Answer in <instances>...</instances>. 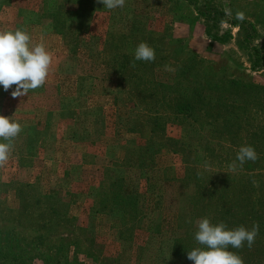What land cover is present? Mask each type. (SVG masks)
Wrapping results in <instances>:
<instances>
[{
    "label": "rangeland",
    "instance_id": "obj_1",
    "mask_svg": "<svg viewBox=\"0 0 264 264\" xmlns=\"http://www.w3.org/2000/svg\"><path fill=\"white\" fill-rule=\"evenodd\" d=\"M207 7L229 22L203 20L196 8ZM18 29L52 63L26 96L0 86V116L22 128L0 167V229L49 259L78 244L72 264H194L187 253L204 248L198 220L226 230L256 223L251 248L227 250L264 264V0H125L113 10L97 0H0V32ZM141 42L155 61L131 67ZM187 102L191 115L176 116ZM243 146L258 159L239 167ZM112 190L125 199L120 215L110 193L101 197ZM155 237L174 241L169 262L156 259Z\"/></svg>",
    "mask_w": 264,
    "mask_h": 264
},
{
    "label": "clouds",
    "instance_id": "obj_2",
    "mask_svg": "<svg viewBox=\"0 0 264 264\" xmlns=\"http://www.w3.org/2000/svg\"><path fill=\"white\" fill-rule=\"evenodd\" d=\"M97 3L103 4L108 10L125 6V0H97ZM238 15L242 20L243 14ZM155 58V50L141 42L135 49L134 61L130 66L135 67V61L153 62ZM51 63L52 57L45 46L42 43L32 46L30 36L24 30L0 32V86L8 91L15 85V90L11 92L13 98L26 96L30 90L43 86ZM165 70L175 71L169 66H165ZM21 131L19 123L0 116V139L7 141L0 143V167L8 162L13 148L12 141ZM257 159V153L251 146L241 147L236 156L239 167L246 161L255 162ZM236 161L228 166L230 171L237 170ZM197 228L194 238L204 248H195L187 253V259L194 264H243L240 256L227 249L229 246L240 249L245 242L251 248L259 232V225L256 223L251 230L243 226L226 230L224 223L212 225L207 218L198 220Z\"/></svg>",
    "mask_w": 264,
    "mask_h": 264
},
{
    "label": "trees",
    "instance_id": "obj_3",
    "mask_svg": "<svg viewBox=\"0 0 264 264\" xmlns=\"http://www.w3.org/2000/svg\"><path fill=\"white\" fill-rule=\"evenodd\" d=\"M208 9H210V10L209 11H200L196 8L198 15H200L203 20L210 21L211 23H221V24L229 22L228 18L226 17V15L223 11L217 10L214 7L208 8ZM230 24L239 25L240 27L246 26V25H248L249 27L250 26L252 27V25L247 23V21H241L240 22V21L232 20L230 22ZM253 29L254 28H252V31H253ZM253 67H255V64H253ZM225 80H228V79H225ZM228 82H229V84H232V82L235 83V81H233V80H231V81L229 80ZM209 88H210V90H212V88L210 86H209ZM193 110H194L193 105L190 102L179 104L177 107H175V115L176 116H178V115H191ZM111 192H112V194H111ZM108 193H110V197H112V200H113L112 203L114 204V206L111 207V211H110L111 214L120 215V213H123V209L121 207L119 208L118 206H120L121 204L125 205V199L123 198V195H121L120 191H116V193H115L112 190L110 192H104L101 195V197H104V198L108 197ZM101 204H102V200H101ZM236 208H238V206ZM25 240L26 239H19V237H17L15 235L14 230L7 231V229H0V264H30L36 258L44 264H49V262H52V264H72L71 259H69L67 254H69V252L71 250V246H74V248L79 247V245L75 244V243L74 244L73 243H70V244L66 243L64 245H60L58 248L53 249L54 251H56V254H58V258L57 259H54V258L49 259V257L47 255L39 254V253H36L34 250H32L34 248H37V244L34 245L35 242L27 243ZM48 240L50 241L49 247H51L54 244V242H51V239H49V238H48ZM158 240L161 241L159 244L162 245L164 251H162L161 248L159 247L158 248V257L156 259L159 260V262L160 261H162L164 263L169 262V260L172 257L171 256L172 254L170 253V252H172V250L170 248V244H172L171 241H173V240L164 239L162 241V239H157L155 237V241L157 242ZM46 242H48V241H46ZM68 250H69V252H68ZM173 250H174V248H173ZM85 254H86V257L88 258V260L91 261L90 263H93V261H92L93 256L89 255L87 253H85ZM59 255H60V257H59ZM60 258H63V261L60 262L59 261ZM72 261H75L76 264H82L80 262H77L75 259ZM247 262H248L247 264H252V261L250 263H249V261H247ZM83 264H87V263H83ZM94 264H95V262H94Z\"/></svg>",
    "mask_w": 264,
    "mask_h": 264
}]
</instances>
